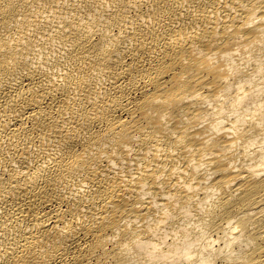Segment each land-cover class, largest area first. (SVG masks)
<instances>
[{
  "label": "bare ground",
  "instance_id": "obj_1",
  "mask_svg": "<svg viewBox=\"0 0 264 264\" xmlns=\"http://www.w3.org/2000/svg\"><path fill=\"white\" fill-rule=\"evenodd\" d=\"M0 264H264V0H0Z\"/></svg>",
  "mask_w": 264,
  "mask_h": 264
}]
</instances>
